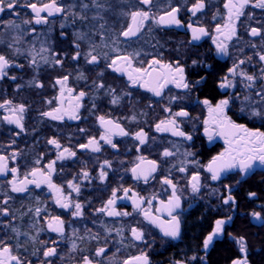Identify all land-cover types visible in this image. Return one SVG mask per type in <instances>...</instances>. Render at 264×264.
<instances>
[{"label":"flooded vegetation","instance_id":"1","mask_svg":"<svg viewBox=\"0 0 264 264\" xmlns=\"http://www.w3.org/2000/svg\"><path fill=\"white\" fill-rule=\"evenodd\" d=\"M28 2L37 0H20L21 5ZM59 2L65 6V13L49 17L47 24H23V20L32 19V14L30 9L22 6L11 15L7 10L0 14V54L15 61V65L7 70L8 75L0 79V103L10 100L11 107L25 106L23 131L4 121L3 117L9 113L0 108V155L9 157V168H17V179L23 180L33 168L47 171V165L65 148L75 152V156L69 157L65 153V159L56 160L52 182L61 186L65 195L70 194L73 203L82 205L83 215L73 217L74 209L57 206L47 184H41L39 188L29 184L24 192H12L8 181L13 175L9 172L0 175V208H7L9 213L7 216L0 213V240L7 243L12 254L19 256L24 264H82L84 256L93 260V264H125V261L136 264L133 258L141 255L148 257L149 264H177L178 261L183 264H232L245 256L248 264H264V165L256 162L246 173H241L239 168L230 169L223 172L219 180H211L204 166L224 151L226 145L222 137L214 136L209 141L204 134L203 122L209 118V113L202 103L207 99L215 106L220 100L229 99L228 117L249 129L264 131V119L250 115L252 108L264 110V103L257 95L264 93V61L260 60L264 55V9L251 4L245 8V14L236 21V35L225 41L228 47L224 54L217 51L212 37L217 35L216 25H222L226 18L223 6L226 0H204L205 8L195 16L188 9L196 0H153L149 6L140 4L139 0H97L103 5L101 8H96L92 0ZM81 3H87L89 7L83 10ZM70 5L74 7L70 8ZM173 7L180 8V26L158 25L149 20L136 36L121 35L130 22L123 13L143 9L158 19ZM79 15H86L87 19L81 20ZM10 20L20 24L23 32L6 27ZM190 23L204 27L209 35L193 41L188 28ZM32 28L36 31L31 32ZM251 28L260 29L261 34L252 36ZM81 33H87L86 40H77ZM17 35H22V39L13 43ZM75 43L81 45L82 55L78 60L72 59L77 51ZM9 44L13 47L9 48ZM41 47L48 51L41 52ZM93 47L98 63L88 64L84 54ZM16 48L20 49L19 54ZM33 55L36 65L30 66ZM117 55H131L134 68H148L153 60L173 66L179 63L193 87L180 89L169 84L160 96H155L139 84L133 85L125 73L107 67ZM56 59L62 64H56ZM240 61L244 63L240 64ZM235 65H239L238 72L243 71L254 80L248 81L240 75L233 79L228 70ZM12 76L16 79L12 80ZM64 76H68L67 86L74 90L73 96L81 91L86 93L77 120L67 116L63 120H52L42 115L58 107L54 98L59 96L60 86L55 81ZM226 76L234 87H219ZM101 84L102 88L99 87ZM173 97L177 99L173 100ZM245 97L249 99L245 100ZM114 98L116 103H112ZM49 100L53 102L49 104ZM64 107H69L67 93ZM165 108H171L172 112L183 109L189 113L188 118H179V123L192 140L155 131L157 123L169 118ZM241 108H244L243 112ZM100 116L120 124L129 135L112 136L116 148L100 140V152L81 149L79 145L86 144L90 138L99 140L104 131L98 120ZM141 129L148 134L143 145L134 138V133ZM50 139L57 140L61 147L57 149L49 144ZM166 149L174 155L164 157ZM187 152L194 156H186ZM140 157L144 158V168L148 161L157 163V171L147 183L143 178L135 179L131 171L141 164ZM104 161H109L111 166L103 168L107 175L101 180ZM182 166L186 167V172L179 171ZM84 171L89 173L88 179L83 178ZM196 172L200 174L201 187L199 192L193 193L189 180ZM165 177L176 185V194L180 197V208L173 213L180 220L177 238L164 236L161 229L143 215L149 211L153 217L164 221L170 219L167 212H157L163 207L161 201L167 203L172 195L171 186L162 184ZM28 179H32L31 175ZM70 180L80 186L79 193L68 188ZM125 188L131 189L129 198L118 199L114 207L129 215L108 216L96 211L104 207L113 189H118L117 196L123 197ZM132 193L145 198L139 208L132 204ZM228 195L235 203H223ZM149 199L151 205L147 203ZM5 200L7 204H4ZM254 213H259L260 217L256 218ZM51 216H60L65 222L63 236L48 230ZM218 219L226 221L224 230L205 249L203 241ZM197 223L200 224L198 229ZM132 228L143 232V240L132 237ZM240 237L244 238L245 253L240 252L236 242ZM53 247L57 255L45 257L44 251ZM101 247L105 248V253L97 257L96 250ZM225 253L228 255L223 257Z\"/></svg>","mask_w":264,"mask_h":264},{"label":"snow or ice","instance_id":"2","mask_svg":"<svg viewBox=\"0 0 264 264\" xmlns=\"http://www.w3.org/2000/svg\"><path fill=\"white\" fill-rule=\"evenodd\" d=\"M139 3L142 5H152L153 0H139ZM92 4L96 8H101L103 5L97 2V0H92ZM252 5L255 8L264 9V0H255V3L252 4V0H226L224 3V9L226 10V18L224 23L217 24L215 28V32L217 35L212 37L213 43L216 45L217 51L219 53L227 54V43L225 41L232 39L233 36L236 35V21L240 19L241 16L245 14V8L249 5ZM25 7L31 10L32 19H25L22 21L23 24H47L49 21V17H53L57 14L65 13V6L59 2V0H49L47 3L40 2H28L21 5L20 0H0V14L4 13L6 10L11 15L15 9L18 7ZM74 7L72 5L69 6ZM81 9L86 10L89 5L87 3H81ZM205 8L204 0H196V2L188 9L189 12L193 16H195L198 12H201ZM180 12L179 7H173L170 11L165 12L158 19L155 18L154 15H150V11H145L143 9H138L135 11L123 13L130 18V22L127 24L126 29L121 33L124 37H133L136 36L141 29L143 28L146 21L153 20L158 25H181V21L178 18V13ZM73 15H78L73 13ZM81 20H86V15H79ZM95 19V17H94ZM213 19H216V16H213ZM6 27H11L15 29L18 33H22L23 29L21 25L16 23L15 20H10L5 25ZM64 25L61 24V28ZM104 27V25H101ZM188 28L191 30V38L193 41L200 40L203 36H208L209 33L204 27L193 26V24H188ZM31 32H35L36 29L32 28ZM63 34V33H62ZM250 34L252 36H258L261 34V30L258 28H251ZM223 37V40L220 39ZM22 39V35H17L14 38L13 43H18ZM87 39V33H81L77 36L78 41H84ZM9 48L13 47V44L7 45ZM81 45L80 43H75V48L77 51L72 56L73 60H78L82 53L79 51ZM16 53H20V49L16 48ZM41 52L48 51V49L41 47ZM95 47H93L90 51L84 54V58L88 64H97L98 56L94 55ZM31 55V53H29ZM105 58H107V53L104 54ZM136 55H139L137 53ZM42 59H44L42 57ZM260 60L264 61V55L260 56ZM47 63V60L45 59ZM119 62V63H118ZM56 64H62V61L59 59L55 60ZM244 61H240V64H243ZM193 64H196V61H193ZM15 65V61L10 60L4 54H0V79H3L8 75L7 70ZM36 65V57L33 55L30 61V66ZM133 57L131 55L120 56L117 55L111 62L107 65L108 68H111L114 72L125 73L128 77V80L133 84H139L140 87L146 88L148 91L152 92L155 96H160L169 84H174L177 88L180 89H190L193 85H190L186 80L185 69L177 63L175 66L172 64H162L160 60H153L148 68L144 67H136L133 66ZM22 67V65H16ZM159 66V67H157ZM239 65H235L228 70L229 74L233 79L237 75L246 78L248 81H253L254 77L249 76L243 71L238 72ZM80 78H83L81 75ZM12 80H15L16 77L12 76ZM68 76H64L55 81L56 85L60 86V94L55 97V101L58 103V107L53 108L51 111L42 113L43 116L50 117L52 120H63L65 116L69 119L77 120L79 119V109L82 107L81 101L86 96V93L81 91L78 95L73 96V89L67 86ZM196 83H199L197 81ZM42 87V85H37ZM249 87L251 85H248ZM19 87V86H18ZM99 87H103V84L99 85ZM219 87L229 88L234 87L232 80H230L227 76L219 84ZM65 93L68 94L69 107H64L65 102ZM258 96L261 97V102L264 103V93H257ZM173 100L177 99L176 97L172 98ZM248 100V97L244 98ZM53 101L49 100L48 103L51 104ZM117 100L114 98L112 103H116ZM203 105H205L208 109L209 118L204 120V134L208 137V140H213L214 136H220L224 139V143L226 145L224 151L220 152L218 155L213 156L212 159L208 162L206 166H204L205 170L210 174V178L213 181L219 180L221 174L227 170L239 168L241 173H246L248 170L253 168L256 162H259L260 165H264V131L260 129H249L244 124H238L233 121L226 114V109L229 107L230 100L222 99L215 106L211 104V102L207 99L202 101ZM12 102L10 100H5L3 103H0V108L5 109L9 114L3 117V120L8 124H15L18 128L23 131V113L25 112V106L23 104L11 107ZM165 112L169 113V118L161 120L159 123L155 125L156 132H170L172 136L183 137L186 140H192V136L186 134L180 127L179 118H188L189 113L185 110H180L177 112H172L171 108H165ZM241 111H244V108H241ZM250 115L252 117H259L264 119V110L260 108H252ZM135 119V117H133ZM100 126L103 128V133L100 135L99 140L95 137L90 138L86 144H81L79 147L81 149H89L92 152H100L101 145L100 140L104 141L106 144L111 145L113 148H116V144L113 143L112 136H128L129 133L124 130L120 124L113 122L112 120H106L105 117H98ZM83 132L84 130L81 129ZM134 138L139 142V144L143 145L148 140V134L144 132L143 129L134 133ZM49 144L54 145L57 149L61 146L55 139H50L48 141ZM65 153L69 157L75 156L76 153L71 151L68 148H65L63 152H60L56 160L65 159ZM174 153L165 150L163 152L164 157L173 156ZM186 156H194V153L187 152ZM12 159H15V154H13ZM141 164H137L134 168L131 169L133 177L135 179H141L147 183L149 177L152 176L153 173L157 171V163L156 161H148L147 168L142 167L144 163V158L140 157ZM56 160L51 161L47 165V171L44 169L33 168L30 173L25 175L23 180L17 179L18 169L13 167L9 168L8 161L9 157L0 155V175H7L9 172L12 173L13 179L8 181V184L11 187L12 192H24L27 190V185L34 184L37 188L40 187L41 184H47L48 188L52 191L55 197V204L62 209L69 210L74 209L72 211L73 217H80L83 215L82 205L80 203H73L69 195L64 194V189L61 186H58L52 182V173L55 172V164ZM39 163V160L36 161ZM110 167L109 161H104V164L101 165L102 171L100 172V179H105L107 173L103 171L104 167ZM180 172H186V167H180ZM31 175L32 179L29 180L28 176ZM84 179L89 178V173L84 171L82 173ZM162 184L169 185L172 188V195L165 203L161 201L162 208H158L157 212L165 211L167 215L170 217L169 220L164 221L161 220L160 217H153L149 211H145L143 213L144 218L148 220L150 223L157 225L164 236L177 238L180 234V220L178 216L173 213L176 209L180 208V197L176 194V185L173 184L170 178L165 177L162 180ZM189 186L193 193H197L201 187V177L199 172H196L191 175L189 180ZM68 188L73 192L79 193L80 186L73 181H68ZM118 189L112 190L111 197L107 200L104 207L97 209V212L106 213L108 216H127L128 212H119L115 209V204L118 199H128L129 192L131 189L125 188L123 189L124 196L118 197L117 192ZM230 191V190H229ZM250 195H255V193H251ZM132 204L135 208H139L140 204L144 202L143 197H139L137 193H132ZM155 199V197H153ZM229 202L235 203L234 198L231 195H228L223 199V203L225 205L229 204ZM149 205H151V200L147 201ZM4 204H7V200L4 201ZM0 213L7 216L8 210L7 208H0ZM37 215L40 213V209H36ZM256 218L260 217L259 213L253 214ZM231 219V217H229ZM226 221L223 219H218L215 222V227L212 232L205 238L203 241V246L205 249L209 247V245L213 242L214 238L219 236L223 230ZM47 228L51 232L59 233L61 236L64 235L65 232V222L60 218V216H51L48 223ZM15 231V229H13ZM132 237L135 240H143V232L137 228L131 229ZM94 239L96 237H93ZM240 245V252H246V246L244 243V238L240 237L236 241ZM55 243V241H53ZM0 264H24L19 256L12 254L11 247L5 243L3 240H0ZM73 248H75V244L73 243ZM105 253V248H98L96 250L95 255L97 257L102 256ZM43 255L45 257H53L57 255L56 249L48 248L44 251ZM193 260L196 257L192 258ZM133 261L136 264H149L148 257L146 255H141L138 257H134ZM30 264V262H29ZM82 264H93V260L89 259L88 256H84L82 260ZM99 264V262H97ZM125 264H129L128 261H125ZM177 264H183V262H177ZM232 264H248V260L246 256L242 259H237L232 262Z\"/></svg>","mask_w":264,"mask_h":264},{"label":"trees","instance_id":"3","mask_svg":"<svg viewBox=\"0 0 264 264\" xmlns=\"http://www.w3.org/2000/svg\"><path fill=\"white\" fill-rule=\"evenodd\" d=\"M196 226H197V229H198V228H200V224H198V223H197V225H196ZM227 255H228V254H227V253H225V254H223V257H226ZM214 262H215V261H214ZM215 263H217V261H216Z\"/></svg>","mask_w":264,"mask_h":264}]
</instances>
